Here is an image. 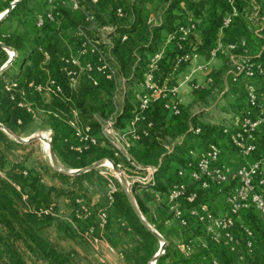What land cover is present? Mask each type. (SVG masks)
Returning <instances> with one entry per match:
<instances>
[{
	"label": "trees",
	"instance_id": "16d2710c",
	"mask_svg": "<svg viewBox=\"0 0 264 264\" xmlns=\"http://www.w3.org/2000/svg\"><path fill=\"white\" fill-rule=\"evenodd\" d=\"M12 1L0 0V13L5 11ZM80 2L85 11L92 13L95 17L97 24V29L94 31L97 36L95 38H101L102 29L114 28L110 33H106L113 44L110 52L104 44L100 47L108 53L111 65L118 72L117 82L121 83L120 80L124 79L126 87L124 86V98L121 103L117 104L113 99L115 83L104 77L99 78L97 86L85 79L81 88L76 91L70 90L64 76L59 75L63 80L65 94L69 98L61 93H51L52 102L49 104L44 103L39 91H33L34 87L31 83H35L33 82L35 77H41V81L45 83L49 78L57 76L46 74V57L39 48L50 51L51 49L50 45L44 44L45 39L42 40V34L65 18L76 29L82 24L84 18L80 20L73 17L72 12L61 6L58 23L48 22L44 27L38 28L35 22L36 15L49 8L48 0H22L10 16L0 22V41L10 45L18 53L13 66L0 76V101L5 79L10 78L15 67L19 69L15 77L19 88L8 91L10 103L0 111V123L15 133H18L17 128H27L34 119V111L24 109L20 116V123H15L11 120V109L17 106L22 98L32 100L35 107L45 113L46 123L54 133L53 147L61 161L69 168H82L105 158L113 159L116 163L124 160L115 156V151L107 142H105L107 146L98 144L99 146L83 154L70 151L67 142L61 143L67 134L62 127L63 124H67L64 119L65 114H72L73 110H77L83 122L92 126V133L100 137L101 123L95 119V115L100 119H107L117 111L116 128L124 130L136 114L130 100L132 92L127 91V88L133 87L136 83H146L150 64L149 55L159 52L163 45L167 46L160 61L164 71L163 80L173 72L177 57L186 52H205L209 57L211 51L218 46L226 49L230 45H237V49L246 50L252 43L256 46L264 45V0H159L154 11L156 16L158 14L156 21H149L147 14L143 15L137 3L133 2L127 5V10L132 17L128 23L119 20L116 9L108 16H104L91 0H80ZM229 16H232V22L229 26H225V18ZM190 19L197 25L195 32L186 41L179 40V35L174 40H169V37L181 25L188 24ZM124 34H127L128 38L123 42L121 38ZM131 35L133 37H130ZM244 41L245 45L242 46ZM6 53L0 47V67L7 61ZM221 55L223 66L218 73L216 83L210 91L205 93V96H213V93L219 95L222 92L224 97L233 99L232 103L222 107L221 110L234 116L239 114L246 104L248 85L252 79L248 76L243 78L246 75L242 74L240 82L225 91L223 80L232 66V60L227 52ZM252 62L261 64V67L257 69L256 77L260 82H264V50L259 57L252 58ZM185 66L187 64H183L181 68ZM173 80L175 79L171 78L169 82ZM100 88L107 91L108 96L101 95L98 90ZM158 107L155 105V116L158 121L148 131L153 137L152 145L139 148L133 142L129 153L143 166L159 168L152 189L161 200L156 201L155 208L152 210L142 201L138 192L134 190V193L145 217L169 242L166 252L159 258L157 264H207L205 256L210 254L204 249L187 256L176 247L175 238L186 242L191 231L199 233V228L188 229L179 224L169 212L168 195L171 187L182 180L179 170L187 165L186 155H190V150L196 147L192 143L206 149L209 144H219L217 140L220 137L225 140L226 137L222 133V126L216 127L213 124H206L205 134L200 133L199 136L192 134L190 129L194 125L190 121V108L182 109L180 114H173L169 119L167 115L160 113ZM177 140L184 141L176 146L173 153H169L171 142ZM69 143L72 142L69 141ZM21 146L22 144L11 139L0 129V171H3V174L0 173V264H39L38 261H45L46 264H80L74 253L66 251L59 244L47 241L43 223L48 221L51 215H40V211L43 208L53 207L52 204H57L58 199L63 195L69 197L83 190L86 182L90 183L95 173L89 172L72 177L54 171L49 165H43L45 172H50L53 177L58 178L61 183L68 184L70 188L47 186L41 171L36 168L26 169L24 165L14 161L10 169H6V164L10 161L9 153ZM173 162L179 163L182 167L174 168ZM99 178L103 180V177L99 176ZM116 182L119 189L113 195L112 206L124 219V228L129 234V239L122 241L120 230L107 231L109 225L105 229L104 236L115 248L119 247L120 242L129 244L133 264H149L159 250V240L142 224L119 181L116 180ZM220 187L213 185L210 189H198L199 200L208 204L207 199L213 193H217ZM184 207L188 208L190 205L185 204ZM209 207L211 208L210 205ZM247 214L252 228L258 233L261 246L255 252L251 263L264 264L263 215L254 209H250ZM65 230L75 234L74 229L67 223H65ZM96 234L100 236L99 232ZM212 247L215 252L216 246ZM219 253L220 251L215 252L217 255ZM222 255L225 258L229 256L224 250Z\"/></svg>",
	"mask_w": 264,
	"mask_h": 264
},
{
	"label": "built area",
	"instance_id": "2783aa9c",
	"mask_svg": "<svg viewBox=\"0 0 264 264\" xmlns=\"http://www.w3.org/2000/svg\"><path fill=\"white\" fill-rule=\"evenodd\" d=\"M73 8L81 11L83 14V22L76 28V35L78 37V53L82 56L93 57L82 65L75 56L64 55L61 57L62 62L66 65L63 68L65 81H67L70 90L76 89L77 75L80 74L84 79L90 81L92 85H99V78L104 77L109 81L115 82V89L113 99L115 103L123 102L124 79L121 83L117 82V70L111 65L108 59V53L101 49L100 45L104 44L109 52L113 46L111 40L107 37L106 33H110L114 28H104L101 38H95L94 31L97 29L95 17L92 13L85 11L81 5L80 0H69ZM93 4L97 0H91ZM49 8L43 13L36 15V26L42 28L46 23L59 22L61 13L59 7L62 6L60 0H48ZM123 10L119 7L116 8L117 16H122ZM232 22V16L225 18V26H229ZM197 29L196 23L190 19L186 25H181L169 40H174L179 35V40L186 41L188 37ZM105 31V32H104ZM127 34L122 36V41H126ZM245 45V41L242 46ZM238 48L237 45H230L226 49L218 46L211 51L210 59L216 58L219 54L227 52L230 54L231 60L233 59L234 50ZM46 57H51V51L45 48H39ZM164 52L155 53L150 59L148 66L149 73L147 76V86H152L153 74L151 67L158 65L162 60ZM199 52L191 51L177 57L174 70L181 68L183 64H191L194 60L199 58ZM110 55V54H109ZM72 67L70 69L68 67ZM209 66V62L198 65L195 70H205ZM241 74L248 77H253L257 74L255 63L252 62L250 57H246L239 67ZM74 70V71H73ZM187 78V77H186ZM61 77H51L45 83L33 85L36 91H48L50 93H61L64 97L69 98L65 94V87L62 83ZM197 87V86H195ZM7 91H14L19 88V83L15 79H11L5 86ZM249 92L246 104L237 115H230L228 121L222 125V133L226 137V141L232 145L238 153L244 158L237 169H232L231 166L222 161V149L219 144H209L204 152L199 156L196 162L191 160L187 161L186 169L179 170L181 182L174 184L168 195L169 212L179 222V224L188 229H193L189 223V216L196 219L199 226V235L191 231V235L183 242V249L185 255L190 256L195 244V236L202 239V249L209 252L210 256H205L207 264H252L251 260L254 259L255 252L261 248L258 233L252 228L247 219L248 211L250 209L256 210L259 214L264 216V161L261 157H255L258 152V144L262 137V122L263 116L257 114L256 110L260 108L258 99L257 87L253 84L248 85ZM173 87L172 91H175ZM14 99V96H12ZM150 99L147 95L143 96L141 102V112L148 108ZM21 105L23 103L19 102ZM25 105V103H24ZM174 115L181 113L180 104L177 102L170 107ZM31 111V107L28 106ZM74 115L79 116L77 110H73ZM141 112L135 114L129 121L128 128L120 130L116 128L117 119L114 114L110 115L107 119H100L95 115V119L101 123L100 138L95 136L92 131L91 125L87 124L84 127L75 129V134L83 141L84 145H77L69 143L68 148L70 151L83 154L91 147L99 144L100 140L107 142L115 151V156L123 158V163H117L122 169L127 180L132 185L133 191L138 192L142 188H152L155 185V175L158 171L157 166L145 167L138 163L129 153L133 142L141 135L148 134V128L141 126L143 117ZM194 135L201 133L200 128L194 126L190 129ZM184 140L178 144H182ZM194 151L190 150V155ZM128 165L124 167V165ZM124 167V168H123ZM190 170L192 173V181H184L185 172ZM126 171L130 173L127 174ZM108 181L109 187V205L107 208L98 211V221L101 231H105L109 223V207H112L114 201V193L118 191L119 187L116 180L118 176L116 173H104L100 171ZM228 183H232L225 195L227 210L225 212H215L203 201H200V193L198 189H210L213 185L221 186L224 188ZM222 190V189H220ZM158 201L161 198L158 195ZM78 202H80L78 200ZM185 204L190 207L185 208ZM85 214H89L90 210L84 204L80 205ZM54 208L49 207L41 209L40 215H53ZM98 241V239H96ZM213 245L220 253L217 255L213 252ZM224 250L228 256L225 258L222 255Z\"/></svg>",
	"mask_w": 264,
	"mask_h": 264
},
{
	"label": "crops",
	"instance_id": "0c3cea01",
	"mask_svg": "<svg viewBox=\"0 0 264 264\" xmlns=\"http://www.w3.org/2000/svg\"><path fill=\"white\" fill-rule=\"evenodd\" d=\"M60 1L64 9L72 12L71 15L73 17L82 20L83 18L82 12L75 10L73 8L72 3L69 0H60ZM133 2L137 3L143 15L146 16L147 14V16L149 17V21H156V17L158 16V14L156 16V13L154 14V11L157 7V4L159 3V0H97V2L94 5L104 16H108L117 7L121 8L123 12H122V16H118L119 20L128 23L129 21H131L132 17L127 10V5ZM130 37L133 36L131 35ZM43 39H45L44 44L50 45L49 48L52 51L51 57L49 59H46L45 62V70L48 76L54 74V76L63 75L65 77V75L63 74V68H65L66 65L61 60V57L64 55L75 56L76 58L79 59L78 61L82 65L89 59V57H93V54H89V56L87 57L79 55L77 49L78 37L76 35V29H74L69 24L66 18L64 20H61V23L53 25L51 28L47 29L42 34V40ZM166 48L167 46L163 45V47L159 51L160 52L163 51L165 53ZM262 50H264V45L259 44V46H256L252 43L246 50L236 49L234 50V52H232L233 54V59L231 61L232 66L223 80L225 91L229 89L232 85L238 84L240 82V77L242 76V74L240 72L239 67L240 65H242L243 59L246 57H250L251 59L259 57ZM199 53H200L199 58L194 60L191 64H188L187 66L183 68H178L176 70H174L173 67V72H171L170 75L167 76V78H165L164 80H163L164 71L163 68L161 67V62L158 63V65L151 67V73L153 74V82L151 83L152 86L150 87L147 86V83H136L133 87L127 88V91L132 92V97L130 98V100L135 108V113L141 112V102L143 95L146 94L150 99L148 108L141 112V116L143 117L141 121V126L145 128L147 127L148 131L153 126H155V124L158 121L155 116V105H157V107L159 106L158 109L160 113L167 115V118L170 119L171 118L170 116L173 115V112L170 107L175 105L177 102H179L181 110L190 108L191 124L194 126L197 125L198 128L201 129L202 134H205L207 131L206 124H213L216 127L218 126L220 127L225 123V121H228L230 115L228 113L223 112L221 109L222 107L232 103L233 99L229 97L228 98L224 97L223 96L224 93L222 92L219 95L213 93V96L210 95L205 96V93L212 89L219 76L218 73L223 66L222 55L219 54L218 56H216V58L211 60L210 56L208 57V53L205 52H199ZM153 55L154 54H150L149 59H151ZM8 57L9 54L6 53V59H8ZM207 62H209V66L207 69L195 70V68L198 65ZM254 63L256 68L261 67V64L259 62H254ZM68 68L69 70L73 69L71 66ZM18 70H19L18 67H15V69H13L11 72L10 78L5 79L6 83L3 89L1 90L2 97L0 101V111H2L3 107L6 104L10 103V95L6 90L5 86L11 79H15L16 75L18 74ZM148 73H149V68H148ZM245 77L247 76H243V78ZM171 78L175 80H173V82H169ZM248 78H251L252 81H250V83L257 87L258 99L261 105L260 108L256 110V112L257 114L263 116L262 131H261L262 137L258 144V152L256 153L255 157H261L264 161V82H260L257 79L256 75ZM41 80H42L41 77H35L33 80V82L35 83H31L32 86L39 84L40 83L39 81ZM84 80L85 79L83 78L82 75L80 74L77 75V79L75 82L76 91H78L81 88V85L83 84ZM173 87H176L175 91H172ZM34 90L35 88L33 89V91ZM98 90L101 95L108 96L107 91L101 88ZM39 92L41 93L44 103L49 104L52 102V94L50 92L48 91H39ZM19 102L17 103V106L11 109V114H12L11 120L14 121L15 123H20L21 121L20 116L22 114V111L24 109H28V106L31 107L32 111L33 108L37 109L34 105L35 103L27 98L21 99L23 105H21ZM34 117H35V112H34ZM65 118L68 119V117ZM73 120L75 122L74 125H72V122L69 123L67 120H65L67 124H63L62 127L64 128L65 133L67 134L65 135L66 137L65 138L62 137L63 140L60 141L61 143H66V140L67 141L69 140L74 144L84 145L83 141H80V138L76 136L75 129L78 128V126L84 127L87 124L83 122L80 115L79 116L74 115ZM128 126L129 123H127L126 128H128ZM181 141L177 140L175 142H171L170 144L171 148L169 150V153H173L175 151L176 146L179 145L178 143ZM217 141L222 149V157H221L222 161L228 164L229 166H231L233 170L237 169V167H239L241 163L244 161V158L225 139H221L220 137ZM134 142H135L134 144L139 148H146L152 145L153 137L150 135V133L143 134ZM99 145L107 146L105 141L103 140L99 141ZM192 145H196V147L193 150L194 154L188 156L186 155V158H188V160L196 162L199 156L204 152L205 148H201L194 143H192ZM93 147H91L88 151L94 149ZM172 165L174 166V168L182 167L177 162H173ZM181 169H186V166L182 167ZM50 176L52 175L50 174ZM54 178L55 177L52 176V179L55 181L50 184L51 185H57V183L59 184V182H57L58 179L57 178L54 179ZM183 179L186 182L192 181V173L190 170H187L185 172V176ZM230 185H232V183H228L227 185H225L224 188H227ZM66 186H68V184ZM138 194L139 197L142 199V201L150 209L154 210L156 201L158 199V194L152 188L139 189ZM207 200H208L207 201L208 204L211 206V208L214 211L225 212L227 210V204L225 198H221V196H219L217 193H213L212 196ZM100 209H102V207L97 206L95 207V209H92V213L89 214L87 213L85 215L83 214L84 216L82 217L79 215L75 216L74 214H72V218H71L72 221L77 222L80 229L84 231L88 230L86 231L87 234L91 235V237L93 238L94 237L98 238V241H96L98 242L97 243L98 245L96 247L97 252L93 255L95 259L90 260V258L87 259L82 258L81 260L82 264H116L114 259L110 255H117L118 259L119 258L122 259L126 255L127 261L130 262L131 255L129 248L128 247L124 248L121 251V242L118 248L113 247L109 243V241L105 238L104 236L105 231H101L98 224V219H95ZM109 215H110L109 223H108L109 227L107 228L108 229L107 231L111 229L120 230L122 241L128 240L129 234L126 228H124L125 221L122 217L118 215V213L115 211V208L113 206L109 207ZM195 222L196 219L193 216H189L190 225L192 226V224H194ZM98 232L100 236L96 234ZM194 240H195V244L192 249V254L202 251V239L199 236H195ZM175 244L176 247L179 248L180 251L185 254L183 249V241H181L180 239H176ZM100 245H102L103 248H105L108 251L107 255L101 254V251L99 249ZM94 261H97V263Z\"/></svg>",
	"mask_w": 264,
	"mask_h": 264
},
{
	"label": "rangeland",
	"instance_id": "374dc122",
	"mask_svg": "<svg viewBox=\"0 0 264 264\" xmlns=\"http://www.w3.org/2000/svg\"><path fill=\"white\" fill-rule=\"evenodd\" d=\"M100 35H102V31ZM94 36L97 37L96 34H94ZM143 96H142V99H143ZM33 111L35 112V117L33 121L25 129L17 128L18 133L16 134L21 137L27 138L34 134L46 133L47 134L46 136L50 137L53 131L49 127V125L46 123L45 113L42 110L35 109V108H33ZM73 114H74L73 111H72V114H65V117H68V119L64 118L69 123L72 122V125L75 124L73 120V116H74ZM9 154H10L9 156L10 161L7 162L6 169L8 168L10 169L12 163L15 161V163L19 162L20 164H22V166L24 165L26 169L36 168L38 171H41L45 185L50 186L51 185L50 183L55 181L52 179V176H50V172L49 173L45 172L42 167L43 165H49L54 171H56L51 165L49 153L45 149V143L39 141V142L27 144V145L22 144L21 147L14 149V151H11ZM120 164L123 165V163H120ZM127 166L128 165L126 164L124 165V167H127ZM100 171H103L104 173H110V174L115 173L112 166L108 164L93 171L95 173L94 174L95 176H93L90 183L86 182L85 184L86 186L83 190H81L80 192H75L71 194L69 197H66L65 195H63L58 199L57 204L55 203L52 204L54 208L53 210L54 214L51 215V218H49L48 221H45L43 223V226H45L44 235L47 238V241H50L54 244H59L66 251L74 253L75 257L80 261V264H82L81 262L82 258H85V259L90 258V260L95 259L93 255L97 252L96 247L98 245L97 244L98 242H96V239L98 238L96 237L93 238L91 237V235L87 234L86 232H83L84 230L80 229L78 223L72 221L71 218H72V214H74L75 216L79 215L81 217L85 215L84 213L85 210L83 208L80 209L81 204L86 205L88 209L90 210L89 211L90 213H92V209H95V207L97 206L102 207V209L108 207L109 202H110L109 195H108V192H109L108 181H107V178L103 174L100 173ZM126 172L127 174L130 173L129 171H126ZM0 173L3 174V171H0ZM99 176L103 177V180L100 179ZM57 182H59V184L57 183L56 186L59 188H65V189L70 188L69 185L66 186L67 184L64 185V183H61L59 179L57 180ZM219 190L220 191H218L217 194L221 196V198H225V195L227 191L229 190V188L228 189L219 188ZM24 198L26 199V196H24ZM78 200L80 202H78ZM43 209H46V208H43ZM97 217L98 215L95 217V219H99ZM263 219H264V216H263ZM65 223H67L74 229L73 231H75V234L73 232L65 230ZM192 227L199 228L196 222L192 224ZM85 231H88V230H85ZM176 239L177 238H175V242H176ZM125 247L129 248V244L127 243L121 244V251ZM99 249L102 255L108 254L107 253L108 251L105 248H103L102 245H100ZM110 256H112L116 264H133L131 261L130 262L127 261L126 255L122 259L121 258L118 259L117 255H110ZM38 262L39 264H46L45 261H38ZM94 262L97 263V261H94Z\"/></svg>",
	"mask_w": 264,
	"mask_h": 264
},
{
	"label": "water",
	"instance_id": "95a60500",
	"mask_svg": "<svg viewBox=\"0 0 264 264\" xmlns=\"http://www.w3.org/2000/svg\"><path fill=\"white\" fill-rule=\"evenodd\" d=\"M21 1L22 0H13L10 6L5 11L0 13V22L8 18L10 14L12 13V11L14 10V8L18 6L21 3ZM0 47L9 54L7 61L0 67V76H1L3 73H5L7 70H9L13 66L15 60L18 57V53L13 47H11L5 42L0 41ZM0 129L3 130L6 134H8L11 138L16 140L18 143L23 144V145H27V144H31V143H35L39 141L45 143L49 147V156H50V161H51V165L53 166V168L60 173H63V174H66L72 177L83 175L89 172H93L99 169L100 167L105 166L106 163L109 162L113 170L117 174L119 183L123 191L126 193L127 198L134 212L139 217L142 224L150 232H152L159 240V243H160L159 250L151 258L149 262V264H157V261L159 260V258L166 252L169 242L165 238V236H163L145 217L138 203V200L135 196L132 185L129 183L125 174L123 173L121 168L117 165V163L113 159H110V158L101 159V160L95 161L91 163L90 165L82 167V168H69L67 165H65L61 161V159L59 158V156L57 155L53 147L54 133H52L50 137L44 134H34L27 138H24V137L17 135L15 132H13L11 129H9L7 126H5L2 123H0Z\"/></svg>",
	"mask_w": 264,
	"mask_h": 264
},
{
	"label": "bare ground",
	"instance_id": "6f19581e",
	"mask_svg": "<svg viewBox=\"0 0 264 264\" xmlns=\"http://www.w3.org/2000/svg\"><path fill=\"white\" fill-rule=\"evenodd\" d=\"M44 135H47L46 133H43ZM45 149L47 150V152L49 153V147L48 145L45 144ZM106 164L111 165L109 162H107Z\"/></svg>",
	"mask_w": 264,
	"mask_h": 264
}]
</instances>
